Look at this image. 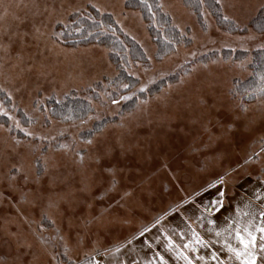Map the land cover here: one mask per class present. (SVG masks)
I'll return each mask as SVG.
<instances>
[{
    "label": "rangeland",
    "instance_id": "rangeland-1",
    "mask_svg": "<svg viewBox=\"0 0 264 264\" xmlns=\"http://www.w3.org/2000/svg\"><path fill=\"white\" fill-rule=\"evenodd\" d=\"M157 1L185 36L159 54L125 0H0V264H142L139 246L187 226L182 215L216 197V180L229 193L231 181L264 179V98L238 93L252 85L249 53L264 49V30L251 24L264 0H217L236 32L206 10L199 23L182 0ZM91 9L145 62L129 63L136 83L112 102L58 120L51 100H89L84 90L116 75L104 46L74 45V21Z\"/></svg>",
    "mask_w": 264,
    "mask_h": 264
},
{
    "label": "trees",
    "instance_id": "trees-1",
    "mask_svg": "<svg viewBox=\"0 0 264 264\" xmlns=\"http://www.w3.org/2000/svg\"><path fill=\"white\" fill-rule=\"evenodd\" d=\"M184 6L189 9L197 18L199 23L202 22V12L206 10L213 18L216 24L225 26L227 31H238L234 22L226 21L221 14V8L217 0H182ZM125 7L137 10L147 27L149 35L156 45L157 54L164 51L172 50L179 44H185L183 36L172 24L168 15L160 10L157 0H125ZM264 9V7L262 8ZM263 10L257 14V17L251 24L260 27L264 24ZM75 22L74 45L94 44L104 46L109 53L110 60L115 66L116 75L110 80H102L82 92L86 98H80L77 95L70 94L63 100H51L49 104L53 106L54 116L59 120L63 118L68 122H76L91 115L93 112L92 102H99L103 98L107 101H113L117 97L116 93H124L117 88L125 83L127 88L129 84L136 83V79L130 76L126 68L129 63H144L145 58L142 49L137 43L119 31L116 24L109 15H100L95 10H88L83 16L77 18ZM261 29V27H260ZM263 31V30H261ZM237 56H245L247 52H235ZM229 50L222 52V57L228 58ZM242 54V55H241ZM251 55V73L252 79L249 80L252 85L238 90V93L245 101L264 98V81L261 80V74H264V49L255 50L249 53ZM232 60L239 57L232 56ZM128 90V89H127ZM91 99V100H90ZM92 101V102H91ZM134 101L125 104L127 109L131 108ZM1 119V117H0ZM80 264H93V260H87Z\"/></svg>",
    "mask_w": 264,
    "mask_h": 264
},
{
    "label": "crops",
    "instance_id": "crops-1",
    "mask_svg": "<svg viewBox=\"0 0 264 264\" xmlns=\"http://www.w3.org/2000/svg\"><path fill=\"white\" fill-rule=\"evenodd\" d=\"M236 181H231L232 183L230 184L233 189L228 193L225 189L229 181L225 179L216 180L217 183L215 185L220 184L221 187L216 197L205 198V200L202 201L196 200L197 203H192L190 206V211L182 215H185V218L188 220L187 226L180 230H160L157 238L155 237L153 240H148L147 244L139 246L140 255L141 257L144 256V262L142 261L141 263L186 264V261L178 254L183 252L193 261V264H217L216 260L211 259L212 253L215 252L218 260L223 261L224 264H239V261H237L235 257L227 251L226 247L223 246V240L227 236V233L221 237H217L215 233L227 227L229 223L236 219H239L241 222H246L249 216H243L241 213L256 214L257 220L255 222L259 223L258 214L261 210H264V179L254 181L246 177ZM237 185L245 187L246 190L237 188ZM254 187H258L256 193L252 192V190L254 191ZM206 188L209 189L211 187L209 186ZM206 188L187 196L176 206H183L187 202L191 204L193 200L199 199L197 197L202 195V191V193L208 191ZM248 190L250 191L248 192ZM220 193H223V196H221ZM212 198H214L213 202H210ZM214 201H222L223 203L221 205L220 203H214ZM209 220H213L215 223L209 224ZM193 230L208 242L207 247L200 245H192L189 248L184 247L185 244L193 240ZM257 235L259 236V234ZM169 238L174 244L172 248L168 247ZM229 242L234 246H238L234 239H230ZM193 246L196 247V251H192ZM259 251V247H257V252ZM154 252L159 254V258ZM152 254L153 258H151ZM161 257H163V261H161ZM198 257H204V259L201 260L198 259ZM259 260L260 259H258L257 264ZM101 264H105L104 261H101Z\"/></svg>",
    "mask_w": 264,
    "mask_h": 264
},
{
    "label": "snow or ice",
    "instance_id": "snow-or-ice-1",
    "mask_svg": "<svg viewBox=\"0 0 264 264\" xmlns=\"http://www.w3.org/2000/svg\"><path fill=\"white\" fill-rule=\"evenodd\" d=\"M227 19V17H225ZM261 29L264 30V24L260 25ZM261 80L264 81V74H261ZM264 91V89H262ZM223 196V193H220ZM214 203H220L222 201H214ZM239 212V210H238ZM243 216H249L246 222H241L236 219L228 224L227 227L216 231V236L221 237L225 233L227 236L223 240V246L226 247L227 251L235 257L239 264H257L258 259H260V253H264V210L259 212V223H256L257 215L249 213H241ZM209 224H214L215 221L209 220ZM147 231V229H145ZM211 231V229H210ZM143 234V233H141ZM259 234V236L257 235ZM193 240L188 244H185V248H189L192 245H200L207 247L208 242L205 241L195 230L192 232ZM230 239H234L238 246H234L230 243ZM168 247H174L173 241L169 238ZM257 247H259V253L257 252ZM118 250V249H117ZM196 247H192V251H196ZM185 261L186 264H193V261L183 252L178 253ZM198 259L203 260L204 257H198ZM211 259L216 260L217 264H224L223 261L218 260L217 254L212 253ZM163 261V257H161Z\"/></svg>",
    "mask_w": 264,
    "mask_h": 264
}]
</instances>
